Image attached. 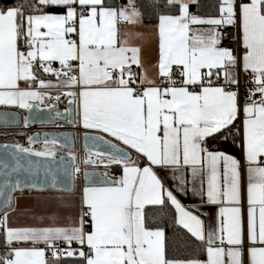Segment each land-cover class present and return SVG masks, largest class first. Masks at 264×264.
I'll list each match as a JSON object with an SVG mask.
<instances>
[{
	"label": "snow or ice",
	"instance_id": "1",
	"mask_svg": "<svg viewBox=\"0 0 264 264\" xmlns=\"http://www.w3.org/2000/svg\"><path fill=\"white\" fill-rule=\"evenodd\" d=\"M196 2L164 0L147 29L150 55L136 0L0 8V105L55 109L64 97L66 111L95 133H85L76 217L14 226L12 194L38 186L0 183V264H264V0H216L208 16L190 11ZM229 137L240 158L216 147ZM65 140L60 147L74 162ZM89 140L106 150L93 151ZM57 144L45 138L34 154L55 155ZM89 165L115 166L119 175L98 180ZM81 171L67 168L62 190ZM50 186L58 187L55 175ZM189 194L198 203H182ZM149 205L174 211L197 242L194 257H169L164 228L146 223Z\"/></svg>",
	"mask_w": 264,
	"mask_h": 264
},
{
	"label": "water",
	"instance_id": "2",
	"mask_svg": "<svg viewBox=\"0 0 264 264\" xmlns=\"http://www.w3.org/2000/svg\"><path fill=\"white\" fill-rule=\"evenodd\" d=\"M69 107L68 103L65 104V98L56 103L55 109L49 106L45 107L34 106L31 110H24L23 112L14 109L0 108V129H18L23 128L31 130L29 137L36 139L32 145H43L45 138L51 139L55 137L58 140L57 146L66 142L73 143L72 151L75 149V130L74 125L69 123V120H74V113H68L66 109ZM57 112L61 115H57ZM25 118L28 119V124L25 126ZM67 126L65 129H57L58 126ZM85 133L80 134L81 146L85 149ZM45 134H48L46 137ZM89 136L95 133L87 132ZM93 151H105L106 146L100 144L98 147H93L91 140L87 141ZM7 145L8 147H4ZM14 143H0V183H3L7 178L13 185L16 180H21L27 185L35 183L38 189L26 187L24 190L44 191L51 188L55 191L70 193L74 188V183L71 184V191H64L63 188L70 186L68 177L64 175L67 168L74 164L66 155L58 156H37L32 153L19 152ZM67 151V147H61ZM63 157V159H61ZM90 172H96L100 175L96 179H103V173L99 169H89ZM57 177L58 187H51L52 177ZM83 183L85 184L84 177ZM99 186V185H98ZM2 207V202H0Z\"/></svg>",
	"mask_w": 264,
	"mask_h": 264
},
{
	"label": "crops",
	"instance_id": "3",
	"mask_svg": "<svg viewBox=\"0 0 264 264\" xmlns=\"http://www.w3.org/2000/svg\"><path fill=\"white\" fill-rule=\"evenodd\" d=\"M155 23L144 22L146 26V39L144 44L146 55H150L155 47V42L152 39L150 32L147 31V29H149L150 26ZM47 104L48 102H46L45 104H40L38 105V107H45L47 106ZM0 108L14 109L20 112L26 110L12 105H0ZM74 120L76 121L74 128L75 139L79 138L80 134H82L83 132L94 133L91 130L84 129L79 123V117L75 114ZM84 155L82 156V159ZM237 158H240V150L239 156ZM94 169H99L102 173L108 171L110 176L119 175V171L115 172L111 168L105 169L103 166L94 167ZM83 186L84 183L77 181V184L74 186L72 192L70 193L55 191L51 188H48L44 191L24 190L23 192H14L12 194L14 197L13 206L15 207L16 211L10 216V224L21 227L46 226L52 223L51 218H56V223H64L68 218L76 217L80 211V200ZM179 198L185 205H191L193 202L198 203V200L192 197L191 194H189L187 197L181 196ZM203 211L211 214L214 212V208L212 206H206ZM41 217L44 218L43 221H41ZM204 219L206 220V223L210 222L208 217H204Z\"/></svg>",
	"mask_w": 264,
	"mask_h": 264
},
{
	"label": "trees",
	"instance_id": "4",
	"mask_svg": "<svg viewBox=\"0 0 264 264\" xmlns=\"http://www.w3.org/2000/svg\"><path fill=\"white\" fill-rule=\"evenodd\" d=\"M25 2V0H0V8L8 6H18ZM117 3H124V0H116ZM216 0H197L196 3L190 5V11L193 14L208 16L214 12V5ZM137 8L143 14L144 22L155 23L157 14L164 12V0H136ZM0 132L9 135V137L20 140L23 145L29 141L31 130L18 128V129H0ZM18 132H21L18 133ZM3 139V137H0ZM9 141H0V143H7ZM10 142H12L10 140ZM13 143V142H12ZM215 143V142H213ZM216 147L227 154L235 157L239 156V148L233 142L231 137L227 141H222ZM113 171L119 170L113 166ZM146 223L150 226H160L165 230V245L169 257L175 259H188L196 255V241L184 229L177 226L174 222V211L170 207L149 206L144 209ZM0 247L3 246V241L0 240Z\"/></svg>",
	"mask_w": 264,
	"mask_h": 264
},
{
	"label": "built area",
	"instance_id": "5",
	"mask_svg": "<svg viewBox=\"0 0 264 264\" xmlns=\"http://www.w3.org/2000/svg\"><path fill=\"white\" fill-rule=\"evenodd\" d=\"M225 43L228 44V43H231V41L226 40ZM67 103H68V100L65 98V104H67ZM66 127L67 126L64 127V126L60 125V126L57 127V129L58 128H64L65 129ZM73 128H75V125H74ZM23 147L31 148L33 151L30 152V153H32V154H34L35 151H43V149H44V145H40L39 146V145H32L30 143L28 145H26V146H23ZM73 152L77 156V160L74 161V164L75 165H79L81 167V170H82L81 173H80V175L76 179V181H80L81 183H83V170H84L85 166L82 163V156L85 153V149L81 146L80 137L75 139V149H74ZM66 154H68V151L67 150H65V149H63L61 147L56 146V148H55V155H45V156L46 157H51V156L66 155ZM88 168L89 169H94V167H92V166L91 167H88ZM74 247H75V245H74ZM3 251H4V247H0V252H3Z\"/></svg>",
	"mask_w": 264,
	"mask_h": 264
},
{
	"label": "rangeland",
	"instance_id": "6",
	"mask_svg": "<svg viewBox=\"0 0 264 264\" xmlns=\"http://www.w3.org/2000/svg\"><path fill=\"white\" fill-rule=\"evenodd\" d=\"M18 133H20L21 134V132H18ZM0 137H3V139H0V141H2V142H4V141H9V142H7V143H16V140H14L13 138L11 139L10 137H9V135H5V133H3V132H0ZM10 140L12 141V142H10ZM17 142H18V144H21L20 142V140H17ZM1 144H3V143H1ZM29 144V141L27 142V143H25V144H23V145H21V146H26V145H28ZM77 184V181L75 180V182H74V186Z\"/></svg>",
	"mask_w": 264,
	"mask_h": 264
}]
</instances>
